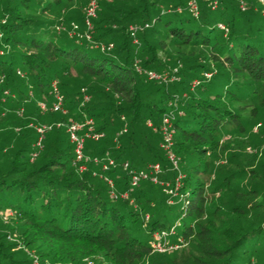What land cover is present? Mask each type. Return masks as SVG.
Returning <instances> with one entry per match:
<instances>
[{
    "label": "trees",
    "instance_id": "1",
    "mask_svg": "<svg viewBox=\"0 0 264 264\" xmlns=\"http://www.w3.org/2000/svg\"><path fill=\"white\" fill-rule=\"evenodd\" d=\"M71 1L0 0V211L17 214L24 223L26 244L35 246L40 258L66 264H84L81 259L94 253L103 255L108 264H250L257 257L264 230L260 222L244 220V215H255L260 207L254 200L258 187L241 192L234 178L243 170L238 168L240 137L252 117L264 110L261 2L243 0L242 8L240 0H218L212 8L208 1L199 0L195 16L187 0H98L89 31L94 41L114 44L102 50L95 42L55 27L69 21H76L79 30L86 27L89 0H79L83 9L59 20L47 16ZM133 22H149L138 32L139 43L132 41L128 30ZM170 46L175 54L165 63L160 52H168ZM136 60L141 67L157 71L175 62L167 71L178 79H149L136 70ZM178 60L182 65L176 64ZM204 71H211L212 77L206 80ZM195 78L201 79L193 88L196 92L190 87ZM53 79L64 95L65 111L43 112L38 100L51 103ZM260 87L258 111L251 107L247 117L242 115ZM5 88L11 94L5 95ZM85 93L89 98L84 101ZM176 93L181 97L172 116L173 146L184 174L182 195L174 196L150 179L131 186L123 161L134 169L159 161L161 180L171 165L160 146L158 126ZM85 115L104 135L88 138L84 150L90 155L108 153L115 159L116 165L104 172L114 179L117 196L106 180L95 175L93 170L102 171L100 164L90 162L78 171L65 125L46 131L40 147L38 133L29 125L30 121L68 123ZM256 124L263 126L261 121ZM233 139L237 148L228 156L234 168L206 191L216 158ZM177 174L170 173L171 182ZM123 191L126 196L119 195ZM215 192L233 204L222 210L212 202ZM168 197L176 201L169 203ZM206 215L208 220L202 223ZM213 216L224 224L217 225ZM178 221L176 232L170 234L172 241L180 236L195 239L200 254L171 259L167 251L166 259L149 263L151 258L146 256L156 248L153 233ZM14 244L0 230V264H33L28 253L13 249Z\"/></svg>",
    "mask_w": 264,
    "mask_h": 264
},
{
    "label": "built area",
    "instance_id": "2",
    "mask_svg": "<svg viewBox=\"0 0 264 264\" xmlns=\"http://www.w3.org/2000/svg\"><path fill=\"white\" fill-rule=\"evenodd\" d=\"M208 1L212 8H215L218 5V0H205ZM262 4V13L264 14V0H259ZM98 0H89L88 6L86 8L85 12V25L87 30L81 31L79 30V25L76 21H70V25H65L62 23H58L55 25L56 29L58 30H64L67 31V33L70 36H77L79 38L84 37L88 41L95 42V45L100 47L102 50H110L113 48V42H104V41H94L91 37V33L89 32V28H92V20L91 18L96 15V7H97ZM240 5L242 8H244L245 3L243 0H240ZM187 7L189 11L197 16L199 14V0H187ZM218 25L227 30V27L219 22ZM149 26V22L144 23H138L133 22L130 23L128 26L129 33L132 37V41L134 43H139V37L138 32L145 27ZM134 66L137 71L143 72L149 79H154L159 82H168L175 79H178V76L173 72L169 73V71H157L154 69L149 68H143L140 66L138 60L135 61ZM173 71H176V67L173 69ZM18 73L22 74L20 70H18ZM205 76H210V72H206ZM206 78V77H205ZM3 81V76H0V83ZM201 81L200 78H195L193 80V86L198 84ZM3 93L5 95L11 94L9 89L5 88L3 89ZM51 93L53 95V100L50 104L45 99L38 100V104L43 112L47 110H53V111H65L64 107V95L61 92L57 79H53L51 81ZM13 95V94H12ZM185 96L186 93H183ZM181 95L178 93L174 94L172 98H170L167 108L163 111L161 115V119L159 122L158 129L161 133V142L160 146L164 150L167 159L170 161L171 165L174 166V168H177L178 174L174 177V180L171 181H164L161 180L158 176V174L162 171V166L159 161L149 162L146 167L140 168V169H134L130 166V163L128 160H125L121 163V167L128 173L129 175V183L131 186H134L138 184V182L141 179H150L153 182H158L161 185H163V189L166 192L172 193V195H182L180 192V186L182 184V177L184 176L183 172L179 170V160L180 156L175 152L174 150V132H175V126L172 119L173 116V110L179 107V101H180ZM89 98V95L87 93L84 94V101ZM5 100V98H2ZM150 123V120L148 121ZM259 124V123H258ZM29 125H32L37 133H38V139L36 141V144L40 147L41 141L43 138V135L46 131L51 129L53 126H61L65 125L66 129L68 131L69 139L73 143V163L76 165V168L78 171H84L88 168V163H98L100 164V167L102 169L100 174L103 175V178L108 183L109 187L111 188V193L114 196H117L116 189H115V182L114 179L107 174L106 170L111 169L113 166L116 165L115 159L109 155L108 153L104 155H90L85 152V143L88 138L91 139H98L104 135L103 131L95 130L94 127V120L90 116H84L83 119H71L68 123H64L63 121H49V122H29ZM125 130V127L123 128ZM37 150L32 152V158L37 155ZM97 171L94 170V173ZM119 195L126 196L127 191H123ZM9 212V211H7ZM2 212L0 211V215ZM4 216V215H3ZM5 217V216H4ZM179 224V221L172 224L169 229H161L156 230L153 233V238L157 239L156 241L152 242V244L157 249H164L166 244V238L168 235L173 234L176 232V227ZM163 240V241H160Z\"/></svg>",
    "mask_w": 264,
    "mask_h": 264
},
{
    "label": "rangeland",
    "instance_id": "3",
    "mask_svg": "<svg viewBox=\"0 0 264 264\" xmlns=\"http://www.w3.org/2000/svg\"><path fill=\"white\" fill-rule=\"evenodd\" d=\"M83 9V6L80 5L79 0H72L71 2L63 4L61 7L57 6L55 9L50 10L48 12V17L49 18H59L63 14L67 13H76V10ZM1 20V19H0ZM57 23V22H56ZM66 25H70V21L64 23ZM87 28L84 27L81 29V31H86ZM90 32V31H89ZM91 33V37L93 39V32ZM1 37V33H0ZM207 50H205L206 52ZM175 54V48L170 46L169 51H161L160 55L163 58V62H167L170 59V55ZM208 55V53L206 52ZM182 61L178 60L176 61V64L182 65ZM172 64H175V62H169V65L171 66ZM168 65L167 69L169 70L170 66ZM210 66H212L210 64ZM216 66H214L215 69ZM166 69V70H167ZM206 72H210V76H205ZM203 76L206 77L205 79L208 80L210 77H212V72L211 71H204ZM193 81L191 82V89L195 88V85L193 87ZM197 85V84H196ZM262 89L260 87L259 94L256 96V98L251 100V104L245 105L243 109L241 110L242 115L248 116L249 110L251 107H255V112L258 111L259 107L258 105L260 104V96L262 93ZM194 92H196V89H193ZM186 92V91H184ZM264 92V90H263ZM238 103L233 104V107L237 106ZM261 121L263 123V126H260L258 128L257 122ZM240 138L242 140V144L240 146V156L239 159L242 161L239 165V169H243L241 175L235 177L234 182L238 183L240 187H242V191H246L252 188L258 187V194L255 196L254 200H257L256 202L259 203L260 207L257 209L256 214H248L244 215V220L247 222H254L255 224L260 222L262 225V228L264 230V110L259 111L256 116L252 117L250 124L248 125V128L246 131L243 133ZM237 141L234 139L227 144L226 148H224V152H222L215 160V165L212 167L210 174L207 176L206 179V191H211L215 185H217L220 180L224 177L225 174L230 172L231 169L234 168V166L230 162V158L228 156L230 150H234L237 148ZM220 150V147H219ZM167 168L169 169V173L167 172ZM166 171H164L163 176L161 177L162 180L164 181H171L170 178V173L173 171H177V168H174L172 165H167L166 166ZM179 170H180V165H179ZM94 171V170H93ZM92 171V172H93ZM166 172L169 174L167 175ZM96 176L103 178V175L99 173V171L96 172ZM175 177V175H174ZM105 180V179H104ZM211 193V192H210ZM220 193L215 192L214 198L212 202L219 203L220 208L222 210H226L228 206L230 207L233 203L229 201V199L226 198H221L220 199ZM178 196V195H174ZM218 196V197H217ZM247 198L250 197V195L246 196ZM169 203H174L176 199H171V197H168L167 200ZM174 201V202H173ZM236 202V201H235ZM252 202L251 200L247 203L250 204ZM249 210L252 209L251 206L248 207ZM5 210V212H2L0 215V230L2 232H6V237L8 240L15 242L13 249H20L30 256L32 259L33 264H66L65 261L61 260H51L48 258H40L39 253L36 250L35 246L27 245L26 244V236L22 235L23 232V227L24 223L22 224V220L18 218L17 214L14 213L13 210ZM5 217H4V216ZM214 221L217 225L219 224H224V220L220 221V218L217 216H213ZM232 216H226V219L231 220ZM2 220L4 222H2ZM202 223L208 220V217H203L200 219ZM244 222V221H243ZM173 224V223H172ZM227 224V223H225ZM179 231V228H177V232ZM262 241L258 244V247L256 250H258V254L255 253L257 257L252 258L250 264H264V232L261 233V238ZM164 249H156L155 248V253L151 255H147L146 258L150 260L149 263H151L152 259L153 260H159V259H166L167 257L165 256V253H169L171 256V259L173 257L178 256V255H185V256H195L200 254L199 251V245L198 243L195 242V239L191 240H185L181 236L178 238L176 241H172L171 236L168 235L166 238V245H164ZM160 252V253H156ZM262 252V253H261ZM261 253V254H259ZM82 263L84 264H108V261L105 259V257L101 254H89L85 255L81 259ZM100 261L102 263H100ZM144 264V263H140Z\"/></svg>",
    "mask_w": 264,
    "mask_h": 264
}]
</instances>
